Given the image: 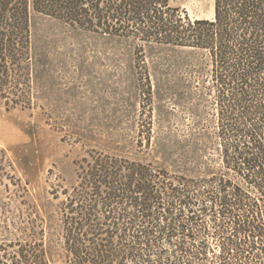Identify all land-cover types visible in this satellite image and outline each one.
I'll return each mask as SVG.
<instances>
[{
  "label": "trees",
  "instance_id": "trees-1",
  "mask_svg": "<svg viewBox=\"0 0 264 264\" xmlns=\"http://www.w3.org/2000/svg\"><path fill=\"white\" fill-rule=\"evenodd\" d=\"M33 13L205 56L219 164L196 170L202 137L177 155L187 173L93 149L51 211L33 194L20 202L19 238L12 251L0 244V264H264V0H214L211 18L169 0H0L1 97L24 79L31 87ZM151 144L147 136L137 145Z\"/></svg>",
  "mask_w": 264,
  "mask_h": 264
},
{
  "label": "rangeland",
  "instance_id": "rangeland-1",
  "mask_svg": "<svg viewBox=\"0 0 264 264\" xmlns=\"http://www.w3.org/2000/svg\"><path fill=\"white\" fill-rule=\"evenodd\" d=\"M169 5L192 18L214 14V0H169ZM31 23V87L24 79L0 96V244L7 247L19 238L14 224L17 207L25 206L20 202L33 194L51 211L63 189L76 183V163L93 149L187 173L177 168V155L185 153L189 138L202 137L192 155L196 170L219 164L216 88L205 56L127 32L73 28L39 13L31 15ZM147 136L151 146L140 148L138 140ZM18 182H29V190L18 191Z\"/></svg>",
  "mask_w": 264,
  "mask_h": 264
}]
</instances>
